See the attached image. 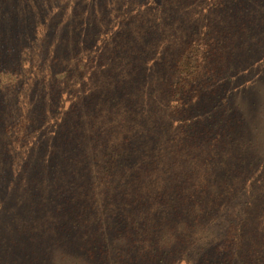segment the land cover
I'll list each match as a JSON object with an SVG mask.
<instances>
[{"label": "rangeland", "instance_id": "374dc122", "mask_svg": "<svg viewBox=\"0 0 264 264\" xmlns=\"http://www.w3.org/2000/svg\"><path fill=\"white\" fill-rule=\"evenodd\" d=\"M0 264H264V0H0Z\"/></svg>", "mask_w": 264, "mask_h": 264}]
</instances>
